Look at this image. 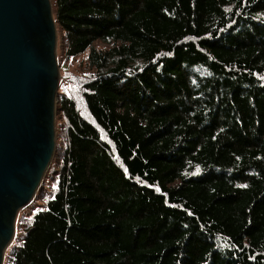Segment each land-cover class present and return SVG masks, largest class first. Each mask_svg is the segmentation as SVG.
Returning a JSON list of instances; mask_svg holds the SVG:
<instances>
[{
    "label": "trees",
    "instance_id": "16d2710c",
    "mask_svg": "<svg viewBox=\"0 0 264 264\" xmlns=\"http://www.w3.org/2000/svg\"><path fill=\"white\" fill-rule=\"evenodd\" d=\"M52 1L64 132L4 264H264V0Z\"/></svg>",
    "mask_w": 264,
    "mask_h": 264
},
{
    "label": "water",
    "instance_id": "95a60500",
    "mask_svg": "<svg viewBox=\"0 0 264 264\" xmlns=\"http://www.w3.org/2000/svg\"><path fill=\"white\" fill-rule=\"evenodd\" d=\"M57 51L52 0H0V264L56 152Z\"/></svg>",
    "mask_w": 264,
    "mask_h": 264
},
{
    "label": "rangeland",
    "instance_id": "374dc122",
    "mask_svg": "<svg viewBox=\"0 0 264 264\" xmlns=\"http://www.w3.org/2000/svg\"><path fill=\"white\" fill-rule=\"evenodd\" d=\"M62 41H63V38H62L61 34L58 32V51H57V53H58V61H59V56L62 54ZM68 68L71 71V74H73V75H78V73L80 71V70L77 69V67H75L73 65H69ZM60 75H61V80H62L64 75L61 74V71H60ZM59 90H60V88H59ZM58 102H59V98L56 101V105L57 106H58ZM63 132H64V120L62 119V116L57 111V115H56V152H55V155H54V158H53V161H52V164H54V165L56 164L54 161L56 160V158H58L57 157V151H58V147L61 144L59 139L61 138V135L63 134ZM52 164H51V166H52ZM46 176H47V174H46ZM48 179H49V177H48ZM46 183H47V180L45 181L44 184H46Z\"/></svg>",
    "mask_w": 264,
    "mask_h": 264
}]
</instances>
